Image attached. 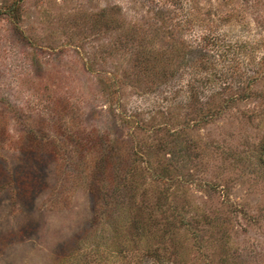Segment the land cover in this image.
<instances>
[{"label":"rangeland","instance_id":"1","mask_svg":"<svg viewBox=\"0 0 264 264\" xmlns=\"http://www.w3.org/2000/svg\"><path fill=\"white\" fill-rule=\"evenodd\" d=\"M0 264H264V0H0Z\"/></svg>","mask_w":264,"mask_h":264},{"label":"trees","instance_id":"2","mask_svg":"<svg viewBox=\"0 0 264 264\" xmlns=\"http://www.w3.org/2000/svg\"><path fill=\"white\" fill-rule=\"evenodd\" d=\"M14 10H15V6L14 5H8L7 7H6V9H5V11L7 12V14L8 15H14ZM75 137H79V139H73V141H75L76 143H77V145L78 146H84V145H87V144H91V142H92V137H93V134H90V133H87V135H85V136H83V135H77V136H75ZM94 140H96L95 138H94ZM98 159H101V157L100 158H98Z\"/></svg>","mask_w":264,"mask_h":264}]
</instances>
